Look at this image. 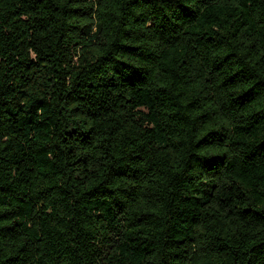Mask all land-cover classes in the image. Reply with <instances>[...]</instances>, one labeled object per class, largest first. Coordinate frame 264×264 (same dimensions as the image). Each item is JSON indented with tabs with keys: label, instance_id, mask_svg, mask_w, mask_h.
I'll return each instance as SVG.
<instances>
[{
	"label": "trees",
	"instance_id": "obj_1",
	"mask_svg": "<svg viewBox=\"0 0 264 264\" xmlns=\"http://www.w3.org/2000/svg\"><path fill=\"white\" fill-rule=\"evenodd\" d=\"M0 264H264V0H0Z\"/></svg>",
	"mask_w": 264,
	"mask_h": 264
}]
</instances>
